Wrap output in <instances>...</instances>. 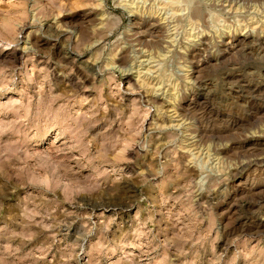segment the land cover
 <instances>
[{
    "label": "rangeland",
    "instance_id": "1",
    "mask_svg": "<svg viewBox=\"0 0 264 264\" xmlns=\"http://www.w3.org/2000/svg\"><path fill=\"white\" fill-rule=\"evenodd\" d=\"M5 53L0 264H264V0H0Z\"/></svg>",
    "mask_w": 264,
    "mask_h": 264
},
{
    "label": "bare ground",
    "instance_id": "2",
    "mask_svg": "<svg viewBox=\"0 0 264 264\" xmlns=\"http://www.w3.org/2000/svg\"><path fill=\"white\" fill-rule=\"evenodd\" d=\"M65 59L69 60L70 57H67ZM3 60H14V61H17V58H16V55L14 56V54L12 55V54H6L5 53V54L0 55V61H3ZM201 100H202V98H201ZM259 225H264V222H260ZM256 228H258V227H256Z\"/></svg>",
    "mask_w": 264,
    "mask_h": 264
}]
</instances>
